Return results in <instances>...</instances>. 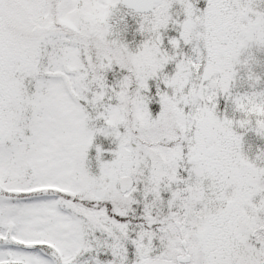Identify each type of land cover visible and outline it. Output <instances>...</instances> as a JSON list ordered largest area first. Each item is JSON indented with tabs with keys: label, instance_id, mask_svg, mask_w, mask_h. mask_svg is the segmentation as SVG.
<instances>
[{
	"label": "snow or ice",
	"instance_id": "snow-or-ice-1",
	"mask_svg": "<svg viewBox=\"0 0 264 264\" xmlns=\"http://www.w3.org/2000/svg\"><path fill=\"white\" fill-rule=\"evenodd\" d=\"M197 4L0 0V264H264V12Z\"/></svg>",
	"mask_w": 264,
	"mask_h": 264
},
{
	"label": "rangeland",
	"instance_id": "rangeland-1",
	"mask_svg": "<svg viewBox=\"0 0 264 264\" xmlns=\"http://www.w3.org/2000/svg\"><path fill=\"white\" fill-rule=\"evenodd\" d=\"M197 6L201 9L207 7V0H198ZM253 8L256 11L264 12V0H253ZM179 8V5L176 6ZM129 31L125 34V38L129 41L135 40L139 42L142 37L139 34H135V21L131 17H128ZM240 64H237L236 67V78L233 85V95H244L250 94L252 92H261L264 91V47L257 46L252 44L248 49H245L240 56ZM244 61H248L247 64ZM250 74H254L259 77V81L249 79ZM157 112L159 106H156ZM218 114L221 118L227 116L229 119L239 120L243 118L242 114L235 111L233 103L226 99L224 96H221L218 100ZM156 115V112L153 113ZM239 134L243 135V151L249 157L252 154L251 152H261L264 147V138L257 136L253 131L245 132L243 129H235ZM96 143L102 144L106 150L104 154V159H112L111 151L114 150L116 145L112 144L109 140L104 137H98ZM250 152V153H249ZM250 154V155H249ZM96 155L95 148L90 150V157H92V171L95 173L98 171L96 161L94 159ZM87 258V256L85 257ZM111 255H102L101 259H111Z\"/></svg>",
	"mask_w": 264,
	"mask_h": 264
},
{
	"label": "flooded vegetation",
	"instance_id": "flooded-vegetation-1",
	"mask_svg": "<svg viewBox=\"0 0 264 264\" xmlns=\"http://www.w3.org/2000/svg\"><path fill=\"white\" fill-rule=\"evenodd\" d=\"M264 143V142H263ZM263 149H264V147H263ZM264 151V150H263ZM250 153V152H249ZM252 154L250 155V159H255V157L260 153V152H251Z\"/></svg>",
	"mask_w": 264,
	"mask_h": 264
}]
</instances>
